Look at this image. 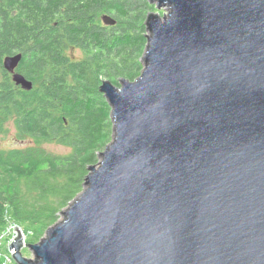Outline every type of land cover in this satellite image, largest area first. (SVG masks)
<instances>
[{
  "label": "water",
  "instance_id": "obj_1",
  "mask_svg": "<svg viewBox=\"0 0 264 264\" xmlns=\"http://www.w3.org/2000/svg\"><path fill=\"white\" fill-rule=\"evenodd\" d=\"M150 2L141 75L100 87L112 141L16 264H264V0Z\"/></svg>",
  "mask_w": 264,
  "mask_h": 264
},
{
  "label": "trees",
  "instance_id": "obj_2",
  "mask_svg": "<svg viewBox=\"0 0 264 264\" xmlns=\"http://www.w3.org/2000/svg\"><path fill=\"white\" fill-rule=\"evenodd\" d=\"M151 9L149 0H0V131L12 121L20 138L37 144L0 148V227L9 220L32 227L28 242L37 243V232L57 223L83 191L89 167L113 139L112 108L100 87L141 75ZM104 15L116 24L104 27ZM74 47L83 59L70 58ZM17 53L31 90L4 66ZM44 142L72 151L51 154L38 145ZM6 177L15 184L5 186Z\"/></svg>",
  "mask_w": 264,
  "mask_h": 264
},
{
  "label": "rangeland",
  "instance_id": "obj_3",
  "mask_svg": "<svg viewBox=\"0 0 264 264\" xmlns=\"http://www.w3.org/2000/svg\"><path fill=\"white\" fill-rule=\"evenodd\" d=\"M150 2V0H149ZM150 4L154 7V9L150 10V13L155 12V13H159V11L166 13L167 11L164 9H158L154 4H152L150 2ZM149 15V14H148ZM100 22L102 24H104V20L103 17L100 18ZM104 22V23H103ZM107 26H112L111 24H108ZM148 31L146 32V37H147ZM68 54L71 56V58L73 60H79V59H83L85 54L83 52V50L81 48H77V49H70L68 51ZM143 63V62H142ZM106 98V97H105ZM106 100L108 101V99L106 98ZM109 103V102H108ZM22 139V140H21ZM28 145H37L36 142L33 139H23L20 138L18 136L16 127L14 122H8L5 126H4V131L1 132L0 131V148H2L5 151H10L14 148H18V147H24V146H28ZM44 151L49 152L51 154H55V155H66L69 154L72 149L68 146L59 144L57 142H44L42 144H38ZM100 156V155H99ZM100 160V157H99ZM15 184V181L12 179V177H6L5 178V186L7 185V187H11ZM60 218H62L60 216ZM23 227V226H22ZM23 231L25 233V237L26 238V243H32V242H28L29 240H31L33 238L34 235V229L32 227H23ZM5 231L2 230L0 231V250L4 251L3 253L5 254L4 256L7 255V252L9 253V245H10V240L12 238L10 233H6L4 234ZM37 236L40 238V240L45 237L46 232H37ZM40 242V241H38ZM23 254L26 257H33L34 254L31 251V249L29 247H24L23 248ZM6 258V257H5Z\"/></svg>",
  "mask_w": 264,
  "mask_h": 264
},
{
  "label": "built area",
  "instance_id": "obj_4",
  "mask_svg": "<svg viewBox=\"0 0 264 264\" xmlns=\"http://www.w3.org/2000/svg\"><path fill=\"white\" fill-rule=\"evenodd\" d=\"M15 226H17L18 228H21L22 229V232H23V235L25 237V233L23 231V227L20 226L19 224L15 223V222H11L10 220L8 221L7 225L3 226V227H0V231L4 230L5 233H10L12 238L10 240V243L12 241H14V239L16 238V229H15ZM0 238H1V235H0ZM25 243H26V238H25ZM4 251H1L0 250V261L4 262V264H8L10 262H14V259H13V254H12V251H11V248H10V245H9V253L7 252V255L4 256L5 254L3 253ZM6 257V258H5ZM16 264V263H15Z\"/></svg>",
  "mask_w": 264,
  "mask_h": 264
},
{
  "label": "flooded vegetation",
  "instance_id": "obj_5",
  "mask_svg": "<svg viewBox=\"0 0 264 264\" xmlns=\"http://www.w3.org/2000/svg\"><path fill=\"white\" fill-rule=\"evenodd\" d=\"M104 23V22H103ZM102 24V23H101ZM104 27H106L108 24L107 23H104V24H102ZM73 49H77V47H74ZM70 56V55H69ZM70 58H71V56H70ZM73 60V59H72ZM79 60H81V59H79ZM74 61H76V60H74ZM19 72V71H18ZM12 74V73H11Z\"/></svg>",
  "mask_w": 264,
  "mask_h": 264
}]
</instances>
